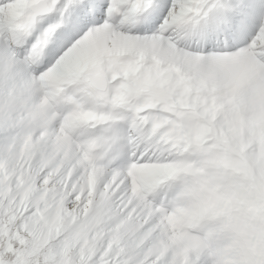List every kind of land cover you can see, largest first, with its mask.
I'll list each match as a JSON object with an SVG mask.
<instances>
[{
    "label": "snow or ice",
    "instance_id": "6c2138e0",
    "mask_svg": "<svg viewBox=\"0 0 264 264\" xmlns=\"http://www.w3.org/2000/svg\"><path fill=\"white\" fill-rule=\"evenodd\" d=\"M0 264H264V0H0Z\"/></svg>",
    "mask_w": 264,
    "mask_h": 264
}]
</instances>
